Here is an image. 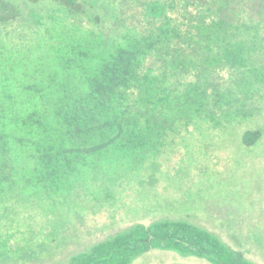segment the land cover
<instances>
[{
	"label": "trees",
	"instance_id": "16d2710c",
	"mask_svg": "<svg viewBox=\"0 0 264 264\" xmlns=\"http://www.w3.org/2000/svg\"><path fill=\"white\" fill-rule=\"evenodd\" d=\"M54 1L87 12L81 0ZM131 1L110 25L90 14L88 43L65 52L49 79L65 80L26 89L38 108L24 112L0 89V182L9 180L10 160L27 158L39 183L69 203L91 156L119 152L130 168L144 165L185 131L238 128L252 114L246 73L264 62V0ZM19 18L15 2L0 0V23ZM263 137L264 126L248 128L241 141L253 146ZM157 249L211 264H259L217 233L168 218L134 224L68 264H132ZM39 251H1L0 264H28L44 257Z\"/></svg>",
	"mask_w": 264,
	"mask_h": 264
},
{
	"label": "rangeland",
	"instance_id": "374dc122",
	"mask_svg": "<svg viewBox=\"0 0 264 264\" xmlns=\"http://www.w3.org/2000/svg\"><path fill=\"white\" fill-rule=\"evenodd\" d=\"M12 1L21 18L0 23V89L12 93L24 112L38 108L28 87L65 80L49 79L60 57L68 58L65 52L88 43L90 14H100L101 24L110 25L132 4L81 0L87 12L76 14L54 0ZM257 64V72L246 73L252 114L238 128L185 131L144 165L131 168L129 157L119 152L91 156L83 167V185L77 184L79 193L68 197L69 203L39 183L32 160H10L9 180L0 182V252L14 257L40 250L44 257L28 264H68L74 255L134 224L168 218L205 227L264 264V137L253 146L241 141L245 129L264 126V62ZM132 264L211 263L157 249Z\"/></svg>",
	"mask_w": 264,
	"mask_h": 264
}]
</instances>
